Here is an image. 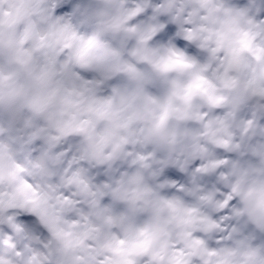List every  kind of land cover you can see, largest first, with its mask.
Here are the masks:
<instances>
[{
	"label": "clouds",
	"instance_id": "obj_1",
	"mask_svg": "<svg viewBox=\"0 0 264 264\" xmlns=\"http://www.w3.org/2000/svg\"><path fill=\"white\" fill-rule=\"evenodd\" d=\"M0 264H264V0H0Z\"/></svg>",
	"mask_w": 264,
	"mask_h": 264
}]
</instances>
